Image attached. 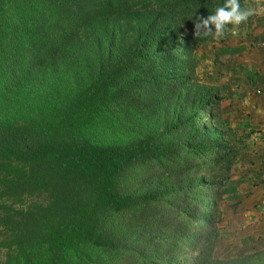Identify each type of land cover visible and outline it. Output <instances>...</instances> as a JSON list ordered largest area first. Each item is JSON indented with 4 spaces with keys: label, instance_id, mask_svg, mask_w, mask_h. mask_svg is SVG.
<instances>
[{
    "label": "trees",
    "instance_id": "trees-1",
    "mask_svg": "<svg viewBox=\"0 0 264 264\" xmlns=\"http://www.w3.org/2000/svg\"><path fill=\"white\" fill-rule=\"evenodd\" d=\"M223 3L0 0V264H264L215 252L239 151L194 21Z\"/></svg>",
    "mask_w": 264,
    "mask_h": 264
},
{
    "label": "rangeland",
    "instance_id": "rangeland-1",
    "mask_svg": "<svg viewBox=\"0 0 264 264\" xmlns=\"http://www.w3.org/2000/svg\"><path fill=\"white\" fill-rule=\"evenodd\" d=\"M246 1L257 14L238 27L237 35L214 39L197 51L199 85L207 97H223L220 109L236 131L234 146L239 151L227 182L231 191L218 203L222 220L215 252L219 258L264 249V223L246 227L245 216L250 208L261 209L264 200V0ZM253 73L258 75L255 83L250 79ZM245 122L255 131L251 137L242 136L238 128ZM237 206L246 208L236 213Z\"/></svg>",
    "mask_w": 264,
    "mask_h": 264
},
{
    "label": "clouds",
    "instance_id": "clouds-1",
    "mask_svg": "<svg viewBox=\"0 0 264 264\" xmlns=\"http://www.w3.org/2000/svg\"><path fill=\"white\" fill-rule=\"evenodd\" d=\"M257 14V9L241 0H224L222 5H217L207 17L199 16L194 21V35L196 37H209L220 40L228 34L237 35L240 25L246 24L250 18ZM229 25L233 27L229 28Z\"/></svg>",
    "mask_w": 264,
    "mask_h": 264
},
{
    "label": "crops",
    "instance_id": "crops-1",
    "mask_svg": "<svg viewBox=\"0 0 264 264\" xmlns=\"http://www.w3.org/2000/svg\"><path fill=\"white\" fill-rule=\"evenodd\" d=\"M258 1H260V0H258ZM256 2H257V0H256ZM262 112H259V114H261ZM238 202H239V199H238ZM262 203L263 204H262V208L261 209L257 206L255 208H250L248 210V212L245 215L246 216V221H247V226L246 227H255L254 225H257L258 223H259L258 225L260 226L262 223H264V220H263V218H264V200H263ZM245 208L246 207L239 208L237 206V208H235V211H236V213H238L239 211H241L242 209H245ZM262 230L263 229H261V231Z\"/></svg>",
    "mask_w": 264,
    "mask_h": 264
},
{
    "label": "built area",
    "instance_id": "built-area-1",
    "mask_svg": "<svg viewBox=\"0 0 264 264\" xmlns=\"http://www.w3.org/2000/svg\"><path fill=\"white\" fill-rule=\"evenodd\" d=\"M263 181H264V174H263V177H262Z\"/></svg>",
    "mask_w": 264,
    "mask_h": 264
}]
</instances>
